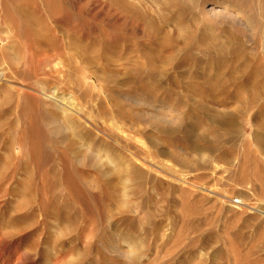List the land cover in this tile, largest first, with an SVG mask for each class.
Listing matches in <instances>:
<instances>
[{
	"label": "rangeland",
	"instance_id": "374dc122",
	"mask_svg": "<svg viewBox=\"0 0 264 264\" xmlns=\"http://www.w3.org/2000/svg\"><path fill=\"white\" fill-rule=\"evenodd\" d=\"M0 44V264H264L263 0H0Z\"/></svg>",
	"mask_w": 264,
	"mask_h": 264
},
{
	"label": "bare ground",
	"instance_id": "6f19581e",
	"mask_svg": "<svg viewBox=\"0 0 264 264\" xmlns=\"http://www.w3.org/2000/svg\"><path fill=\"white\" fill-rule=\"evenodd\" d=\"M264 1V0H263ZM216 14V13H215ZM228 16V15H227ZM226 16V17H227ZM229 18V17H228ZM151 22V21H150ZM161 29V28H160ZM4 44V43H3ZM1 45V44H0ZM4 47H5V45H4ZM29 52H31L30 50H29ZM15 55V54H14ZM29 56V55H28ZM28 58H32L31 57V55H30V57H28ZM28 58H27V61H28ZM30 59H29V61H30ZM33 61V60H32ZM39 62H40V60H39ZM41 63H42V61H41ZM40 63V64H41ZM140 67H141V65L140 64H138ZM143 66V65H142ZM1 69V68H0ZM142 71V70H141ZM144 72V71H143ZM142 72V73H143ZM149 72V71H148ZM152 71L150 70V73H151ZM146 73V72H145ZM144 73V74H145ZM153 73V72H152ZM2 74H4V73H1L0 74V77L2 76ZM98 74V73H97ZM154 74V73H153ZM99 76V75H98ZM155 76V75H154ZM141 77H143V74H142V76ZM151 77V76H150ZM147 82V81H146ZM145 82V83H146ZM43 85H45V84H43ZM142 85V84H141ZM147 85V84H146ZM151 87V86H150ZM23 88V87H22ZM34 88V87H33ZM140 88V87H139ZM138 88V89H139ZM149 88V87H148ZM154 88V87H153ZM153 88H151V89H153ZM35 89H36V87H35ZM22 90V89H21ZM149 90V89H148ZM20 91V90H19ZM22 92V91H21ZM25 92V91H24ZM32 92V91H31ZM26 93V92H25ZM39 93H40V96L42 95V96H44V97H46V98H48V99H51L52 101L54 100V102L56 103V107L58 106L60 109H61V111H62V115H63V113L65 114V116H67V118L69 117L68 115L70 114L69 113V111L70 110H74L75 108L74 107H72V106H70V104L71 105H73L74 104V102L76 101L73 97H71L70 99H71V101H69L70 99H69V97H67V99L65 98V96H60L59 95V90H58V88H57V86L55 87V88H49L48 89V87H45V86H40V88H39ZM33 94V93H32ZM36 94V93H35ZM34 95V94H33ZM36 96V95H35ZM38 96V95H37ZM40 96H38V97H40ZM73 96V95H72ZM75 101H74V100ZM66 100H68V102L69 103H67L66 102ZM50 102V101H49ZM53 102V103H54ZM145 103V102H144ZM76 106V105H75ZM79 109V108H78ZM76 113V112H75ZM77 113H80L79 111L77 112ZM130 140V139H129Z\"/></svg>",
	"mask_w": 264,
	"mask_h": 264
}]
</instances>
